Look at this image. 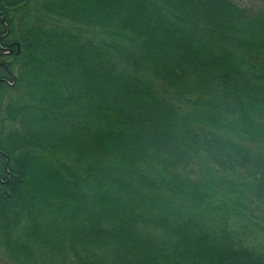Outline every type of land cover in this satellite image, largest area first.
<instances>
[{
	"label": "trees",
	"instance_id": "obj_1",
	"mask_svg": "<svg viewBox=\"0 0 264 264\" xmlns=\"http://www.w3.org/2000/svg\"><path fill=\"white\" fill-rule=\"evenodd\" d=\"M0 264H264V0H0Z\"/></svg>",
	"mask_w": 264,
	"mask_h": 264
}]
</instances>
